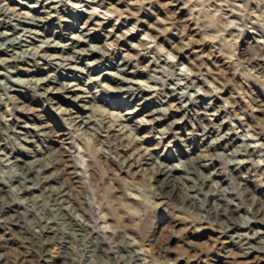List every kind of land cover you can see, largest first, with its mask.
<instances>
[{
  "label": "rangeland",
  "instance_id": "1",
  "mask_svg": "<svg viewBox=\"0 0 264 264\" xmlns=\"http://www.w3.org/2000/svg\"><path fill=\"white\" fill-rule=\"evenodd\" d=\"M57 1L63 4V8L52 17L55 24L48 28L46 38L51 37V29H54V39L59 41L64 35L63 39L66 41V35L78 34L87 28L97 38L94 43L115 56L113 61L111 56L109 63L100 64L94 63V58L82 55L75 65L97 77L108 65L113 69L118 58L128 54L135 56L136 51L130 49V43L136 47L141 43L149 52L146 53L145 59L134 57L131 60L135 72L140 76L145 74L142 67L147 64L152 73H158L157 76H160L161 80L173 79L179 84L177 91L188 93L186 101L191 103L190 111L183 112L179 107L181 101L178 97L160 85V89L146 105L139 104L140 101L125 94L108 95L99 92L96 84L86 85L82 79L80 85L84 93L97 96L94 101L100 108L101 116L98 118L103 136L108 134L104 120L108 121L107 125L110 124L116 129L126 126L124 133H121L122 138L116 132L110 133L107 146H101L96 136L93 138L94 143L90 145L92 136L78 134L74 123L55 109L61 106L74 110L75 104L64 99L65 95H60L63 98L61 100L57 95L40 98L34 90L26 95H14L7 85L0 83V178L16 189L20 188L17 179L23 178L25 184L32 188H37L40 180L47 186L46 192L32 189V192L22 191L14 196L22 205H19L20 210H23L25 205H31L34 209L35 214L26 218L28 227L36 228L38 221L50 220L57 223L61 230L72 235L64 236L65 238L56 235L48 242L35 244L41 253H22L27 250L28 244L24 242V245H21L18 234L6 236L9 238V241H6L1 228L0 244L4 247L0 250V260L10 258L13 264H264V253L258 250L246 253L248 249L238 238V233H232L233 238L224 237L220 235L219 226L211 219L199 224L184 211L167 206L158 198L152 199V202L157 204L154 205L147 197L152 195L159 177L154 179L152 171H127L120 162L130 153L123 151L121 154L123 148L132 147L134 153L137 152L135 148H138L139 152L143 153V146H151L156 147L154 150L160 159L165 158L166 163L182 167L187 148L178 138L175 140L174 133H179L180 130L179 136L185 135L188 138L186 144L189 152L203 154L202 150L208 146L211 138H215L217 129H222V132L219 130L220 135L228 129L227 131L236 134L232 136V144L225 142L219 146L218 151L216 150L223 156L222 160L237 152L236 160L246 161L247 157L240 153L249 145L254 161L260 168L251 173L242 168L234 175L222 164L220 158L214 157L213 164L221 162V178L226 181H230L233 175L235 182H241L249 174V187L257 200L264 202V139L262 138L261 144L253 136L252 130L245 125L249 124L252 129L264 134V77L250 71L245 60L247 56L256 54L258 48L264 51V44L257 45L253 41L255 36H264V24L260 23L257 27L253 18L243 34L233 28L234 34L230 36V32L222 30L220 21L207 14L206 7H195L194 0ZM232 1L237 2L235 4H248L246 20L251 13L254 17L257 0ZM0 3L11 10L17 9L31 14L34 13L33 6L40 5L36 0H0ZM174 3H179V6L175 7ZM114 4L123 9L128 5L130 7L125 14L120 15L108 10V7ZM226 5H223V10L230 11L231 7ZM261 5L264 11V0ZM91 13L97 17L95 23L88 21ZM100 21L102 24L99 26ZM126 33L131 36L122 41L116 40L117 35ZM224 37L226 40L223 41ZM81 47L87 48L86 45ZM233 48L236 49L238 61L229 58ZM58 50L53 53H60ZM65 52V55L72 54L70 51ZM136 58H139V62ZM190 62L200 64L201 71L191 70L188 67ZM50 72L61 82L85 76L73 70L74 75L71 77L69 71L58 68L51 69ZM28 74L30 77L38 75L30 72ZM100 81L115 86L109 80ZM174 82L170 83L172 87L176 85ZM162 103L170 108L172 118L169 120H179L183 125L177 123L172 131L165 133L164 128L169 120L159 121L151 115L154 107ZM205 107L209 108L206 119L201 112ZM221 108H224L225 112H221ZM127 112H135L131 114L130 120L133 119L135 123L138 121L136 126L131 125L133 121L128 122L121 118L122 114ZM213 112L219 116L212 114ZM197 125L208 127L206 139L203 140V135L195 131ZM187 131L190 134L187 135ZM212 132L216 134L213 135ZM144 136L147 137L139 143L138 139ZM155 136L164 139L160 140ZM84 147L93 152V160H90ZM71 150V162H62L56 169H47L46 165L56 156H61L60 152L66 155ZM116 156L119 160L114 158ZM88 163L95 170L88 169ZM25 167L31 168L32 176H37L38 180L34 177L29 180L22 172ZM211 168L212 166L204 174H210ZM56 176L68 183L70 191L67 189L65 192L70 194L71 200L64 193L59 197L61 185L57 179H53ZM188 185L194 186L195 183L190 181ZM133 186L139 188L133 192L140 196L137 203L132 201V197H128ZM238 186L236 184L240 192ZM239 195L237 204L240 209L235 215L242 219L240 216L245 215V210H250L253 206L243 195ZM6 200H11L9 195ZM61 206L68 208L69 215L73 217L72 221L63 217ZM261 227L263 228L256 229L264 231V225ZM91 229L101 235L100 241L102 240L106 247L104 253L97 251L94 246L89 233ZM245 233L252 234V231L242 228L241 234ZM66 240L71 243L68 249L62 247ZM83 247L87 252L83 251Z\"/></svg>",
  "mask_w": 264,
  "mask_h": 264
},
{
  "label": "bare ground",
  "instance_id": "2",
  "mask_svg": "<svg viewBox=\"0 0 264 264\" xmlns=\"http://www.w3.org/2000/svg\"><path fill=\"white\" fill-rule=\"evenodd\" d=\"M36 1L37 3H40V5L33 6L34 13L32 14L17 11V9L11 10L9 7H6L0 3V83L7 85L11 93L14 95H26L30 93V91L34 90L40 98L44 97L46 99L47 97L51 98L49 95H57L56 97L60 100L63 99L60 95H65L64 99H67L68 101L70 100V102L75 104L74 110L64 109L61 106H58L55 109L58 111V113L63 114L68 120H71L74 123L75 128L78 130V134L85 136L87 135V137L92 136L91 142L89 141L90 145L94 143L95 140H93V138L96 136V140H98L99 144H101V146L103 145L104 147L107 146L106 144H108V136L111 132H116L118 133L117 135L121 137V133H124L126 126L123 125L121 129H116V127H113L110 124L107 125L108 121L104 120V127L106 125L107 129L105 130L108 131V134L103 136L99 124L100 119L98 118V116H101L100 108L94 101L97 96L84 93V89L80 85V81L82 82V79H84V83L86 85L96 84L95 87L99 92H103L108 95L113 93H121L123 95L125 94L140 101L139 104L143 103L146 105L149 104V100L155 95V92L160 89L158 88V85H160L163 89L173 92V96L178 97V99L181 101V106L179 107L183 112L187 113L190 111L189 108L191 103L186 101L188 98V93H186V95L183 91H177L179 84L175 83L173 79L165 78L164 80H161L162 78L157 76L158 73L157 75L152 73L149 65L147 64L142 67V71L145 74L140 76L135 72L131 60L134 57L145 59L144 57H146V53L149 52V49L143 46L141 43L139 44V47H136L130 43V49L136 51L135 56L128 54L125 57H121L120 59L118 58L113 69L108 65L107 68L105 67L101 75H98L97 77H93L90 73H87L84 69H81L75 65L74 63H77L78 59L82 55L94 58V63L106 64L109 63L113 53L101 47L100 45L95 44L94 42L97 38L93 36V34L87 28L84 31H81V33H72L70 35H66V41L63 39L65 37L64 35L61 38L62 41L55 40L54 36L56 31L54 29H51V37L46 38L48 28L55 24V22L52 21V17H55V12H58L60 8H63V4L57 0ZM118 2L120 3V1ZM194 2L195 7L200 5H203V8L206 7L207 14L213 19L220 21L222 30L224 32H230V36L234 34L233 28H237V31L240 34H243L247 24L251 23L250 21H252L253 18L257 27L260 25V23L264 24V11H262L261 5L263 0H257L255 2L253 11L255 15L253 17V13H251L248 16V20H246V12L248 10V4L246 3L242 2V4H235L237 2H233L232 0H205V2L194 0ZM173 5L178 7L179 3H174ZM185 5L186 3L184 6ZM223 5L228 7L230 6V11H224ZM129 7L130 5L123 9L122 7H118L114 4L110 5L108 10L122 15L127 12ZM178 9L180 10V8ZM96 18V15L91 13V15H89L88 21L92 23ZM64 21H67V19H64ZM98 24L100 26L102 21H100ZM148 33L150 32L148 31ZM129 36L131 35L127 33L119 36L117 35L116 40L122 41L124 38H128ZM224 40H226V37L223 38V41ZM253 41H255L257 45L260 43L264 44V36H260L258 38L255 36ZM82 45H86L87 48L81 47ZM57 49H59L58 51H60V53H53L57 51ZM234 49L235 48H233L232 52L230 53L229 58H234L235 61H238L239 58L235 52L236 49ZM141 50H143V52H141ZM65 51H70L72 54L65 55ZM112 57L113 61L115 56ZM136 60L139 62V58H136ZM245 60L247 61V67L250 68V71H255L258 73L257 75L262 74L261 76L264 77V51L262 49L260 50V48H258L256 54L253 56H247ZM144 62L145 61L143 60V63ZM188 67L193 71H201L200 64L196 62H190ZM57 68L67 70V72L69 71L68 73L71 75V77L74 75L73 70L83 73L85 76L83 78L82 76H77L75 80H78L79 83L75 80L61 82L54 73L50 72L51 69L55 70ZM28 72L38 75L30 77L31 75L29 76ZM21 74H24L27 77H23ZM102 79L113 82L115 86H110L108 83L100 81ZM171 82H174L176 85L172 87L170 85ZM46 101L50 102L49 100ZM53 102L56 103L54 100ZM162 104L156 105L152 110L151 115L156 120L162 121L163 119V121L166 122L172 117H170V108ZM208 110L209 108L205 107V110L201 111L204 113L203 117L205 119L207 118L205 115H208ZM219 110H221V112H225L224 108ZM134 113L135 112H127L122 114L121 118L128 122L133 121V119H130L132 117L131 114ZM212 114L219 116V114L214 112ZM137 122L138 121L135 123L133 121L131 125L136 126L135 124H137ZM177 123L178 125L179 123L183 125V122H180L179 120H169V123H166V127L164 128L165 133L170 130L172 131ZM245 125L249 130H252L253 136L258 141H260L261 144H263V132L252 129L249 124ZM193 130H195V127ZM219 130L222 132V129H217V134L212 132L213 135L216 134L217 136L215 135V138H211L212 140L208 143V146L202 150V152H204L203 154H192L189 152L186 144L188 138L185 137V135L179 136L181 132L180 130H178L179 133H174L173 136L175 137V140L178 138V140L183 142V145L187 148L186 159L183 161L182 167L166 163L164 161L165 158L164 160L160 159L154 150L156 147L151 146H143V153L139 152L138 148H135L137 149L136 153H134L132 147L127 146L126 149L123 148L121 150V154H123V151H130V153H128V156L125 160H120V162L124 169L127 168V171L135 170L133 173L152 171V173H154V179L159 177L158 183L153 187L152 195H148L147 197V199L151 200V202L153 198H158L167 206L179 208L181 211H184L193 220H197V223L199 224H202L205 220L210 221L211 219L213 223L219 226L218 228L221 230V236L233 238L232 233H238V238L243 241V244L248 249L246 253L256 250L259 252L262 251V253H264V231L256 229V227L263 228L261 226L264 225V202H259L256 196L253 194L252 189L249 187V185H251L249 179L250 176H247L249 174H247L241 182H235L236 180L233 179V175L230 181H226V179L221 178L222 174L220 171L223 170L221 162H216V164H213V160L214 157H218L221 160L223 159V156L217 152V149L225 142L228 145L232 144V136L236 133L227 131V129L223 134L220 135L218 134ZM195 131L200 132L199 135H203V140L206 139V136L209 133V129L206 125H197ZM186 134L188 135L190 132L187 131ZM146 137L147 136H144L143 138L138 139L139 143L144 141L143 139ZM156 138L160 140L164 139V137ZM85 144L86 143L84 142V146ZM84 149L88 153L90 160H93V152H91L87 147H84ZM104 153H107V151H104ZM139 153L142 154L141 158ZM236 153L237 152L232 153L229 158L227 157L228 159L222 160V164L226 165V168L228 170L230 169L234 175L242 168L246 169V172L249 173L260 168V165L256 164L254 161L253 152L251 151V147L249 145L245 146L244 152L242 151L240 153L247 157L246 161H237L235 158ZM60 154L61 156H56L46 165V167H48L47 169H56V166L62 162L68 163L73 159L72 150L68 151L66 155H64L63 152H60ZM114 158L117 159V156ZM210 166H212V171L210 174H204L206 170L209 171L208 168H210ZM72 167L75 166L72 165ZM87 168L94 169L89 163L87 164ZM22 172L26 174L25 176H28L27 178H29V180H33V177L34 179L38 180L37 176H32L33 171L31 168L25 167L23 168ZM22 179L23 178L17 179L16 182H18L20 188L16 189L11 186L10 183L0 178V229H3V237L6 239V241H9V238L6 236L18 234L17 236L20 244L24 245V242L28 244V247H26L27 250L23 251L22 253H41L42 251L38 250L35 244H42V242L45 241L48 242L56 235H61L62 238H65L66 236L72 237L70 232L61 230L57 223H54L50 220L38 221L36 228L28 227L26 218L28 215L35 214L34 209L31 205H25L23 207L24 209L20 210L19 207L22 205L19 203L20 201L14 198V196L17 193H22V191L32 192V189L35 191L38 190L46 192L48 188L46 185H43L40 180L38 182L37 188L29 187L25 184V180ZM53 179H57L58 182H60L61 186L59 197L61 193H64V195H66L67 198L71 200V196H69L70 194L67 193V191L65 192L67 189L70 191L68 183H65V180H63V178H58V176H56V178L53 177ZM190 181H193L195 185H188V182ZM233 183H235L234 186ZM236 184L239 185L238 187L240 188V192L238 191ZM135 190H139V188H135L133 186L132 190L130 189L128 197H132V201L137 203L140 196H138L136 193H133ZM4 194L9 195L11 200L7 201V195L5 196ZM239 194L243 195L253 206L250 210H245V215L240 216L242 219L237 218L235 215L240 209V206L237 204V200L239 198L237 195ZM152 203L157 205L155 202ZM242 209L245 208L242 207ZM60 210L63 217L70 221L73 220V217H71L68 213V208L61 206ZM205 214H207V216H203ZM208 216L209 218H205ZM78 228L81 229L80 227ZM242 228L250 229L252 234H241ZM89 233L90 237L93 239V244L97 251L104 253L106 247L102 240L100 241L102 238L101 235L93 229L89 230ZM65 242L66 244H62V247L64 249H68L71 243L68 240ZM3 247L4 245L0 244V250H2ZM85 250L86 248L84 249L83 247V251ZM3 260H0V264H13L10 258ZM24 261L25 260H23V262Z\"/></svg>",
  "mask_w": 264,
  "mask_h": 264
}]
</instances>
